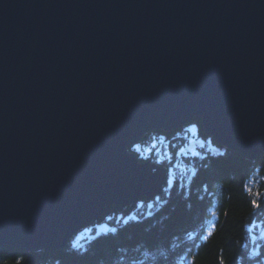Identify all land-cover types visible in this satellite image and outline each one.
Segmentation results:
<instances>
[{
  "label": "water",
  "instance_id": "1",
  "mask_svg": "<svg viewBox=\"0 0 264 264\" xmlns=\"http://www.w3.org/2000/svg\"><path fill=\"white\" fill-rule=\"evenodd\" d=\"M195 116L264 153V0H0V245L63 248L160 195L128 148Z\"/></svg>",
  "mask_w": 264,
  "mask_h": 264
},
{
  "label": "trees",
  "instance_id": "2",
  "mask_svg": "<svg viewBox=\"0 0 264 264\" xmlns=\"http://www.w3.org/2000/svg\"><path fill=\"white\" fill-rule=\"evenodd\" d=\"M225 149L196 116L174 130L148 132L128 150L166 168L160 195L142 199L134 209L112 207L99 224L105 231L90 226L79 251L70 247L72 239L53 251L0 245V264H188L191 256L196 264H220L221 256L225 264H264V153L250 160L227 149L220 157ZM252 199L259 200V209ZM213 222V235L199 239Z\"/></svg>",
  "mask_w": 264,
  "mask_h": 264
},
{
  "label": "snow or ice",
  "instance_id": "3",
  "mask_svg": "<svg viewBox=\"0 0 264 264\" xmlns=\"http://www.w3.org/2000/svg\"><path fill=\"white\" fill-rule=\"evenodd\" d=\"M193 130H195V129H193ZM218 155L220 157H225L227 155V149H225L224 152L218 153ZM245 188L249 192V194L251 195L252 194L251 193V189H249L247 185H245ZM255 195L257 197H260L261 193L259 191H257L255 193ZM251 203H252L253 208H255V209H259L261 207V204L259 203L258 199H252ZM211 215L216 216V218L218 220V213H217V211L215 209L211 210ZM108 219H111V217H109ZM215 229H216V223H214V222L210 223L209 226L207 228H205L204 234L202 236H199L198 238L203 240L204 242H206L208 240V238H210L213 235V233L215 232ZM104 231H105L104 229L101 230L102 233ZM110 231L115 233L117 231V229L112 228V229H110ZM70 247L76 248L77 251H79V245L72 244V245H70ZM81 254H83V253H81ZM188 264H196L195 256H191V257L188 258ZM220 264H225L224 259H223L222 256L220 258Z\"/></svg>",
  "mask_w": 264,
  "mask_h": 264
},
{
  "label": "rangeland",
  "instance_id": "4",
  "mask_svg": "<svg viewBox=\"0 0 264 264\" xmlns=\"http://www.w3.org/2000/svg\"><path fill=\"white\" fill-rule=\"evenodd\" d=\"M147 134V133H146ZM192 143V142H191ZM188 148H190V147H188ZM185 149V148H184ZM138 204V203H137ZM135 208V207H134ZM133 208V209H134ZM96 231H99V230H102V229H106V226L105 225H98V226H96ZM89 232H90V228H87V229H85V234H78V235H76V236H74L73 238H72V243L73 244H76V245H79V246H81L82 244H83V242H84V236H88L89 235ZM9 246V245H8ZM14 248H17V247H14ZM19 248V247H18ZM20 249H23V248H20ZM60 249V248H59ZM23 250H25V251H28V250H26V249H23ZM53 250H56V249H53ZM53 250H50V251H53ZM39 251H43V250H39ZM45 251H49V250H45ZM28 252H32V251H28Z\"/></svg>",
  "mask_w": 264,
  "mask_h": 264
},
{
  "label": "bare ground",
  "instance_id": "5",
  "mask_svg": "<svg viewBox=\"0 0 264 264\" xmlns=\"http://www.w3.org/2000/svg\"><path fill=\"white\" fill-rule=\"evenodd\" d=\"M223 147V146H222ZM67 244V243H66Z\"/></svg>",
  "mask_w": 264,
  "mask_h": 264
}]
</instances>
